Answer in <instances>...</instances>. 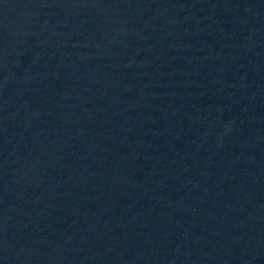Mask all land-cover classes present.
<instances>
[{
    "label": "water",
    "instance_id": "1",
    "mask_svg": "<svg viewBox=\"0 0 264 264\" xmlns=\"http://www.w3.org/2000/svg\"><path fill=\"white\" fill-rule=\"evenodd\" d=\"M0 264H264V0H0Z\"/></svg>",
    "mask_w": 264,
    "mask_h": 264
}]
</instances>
